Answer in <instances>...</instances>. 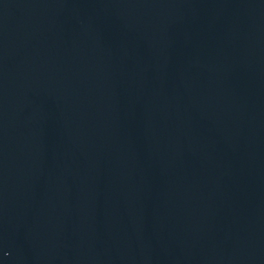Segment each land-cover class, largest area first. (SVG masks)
<instances>
[{"label":"water","instance_id":"95a60500","mask_svg":"<svg viewBox=\"0 0 264 264\" xmlns=\"http://www.w3.org/2000/svg\"><path fill=\"white\" fill-rule=\"evenodd\" d=\"M0 264H264V0H0Z\"/></svg>","mask_w":264,"mask_h":264}]
</instances>
